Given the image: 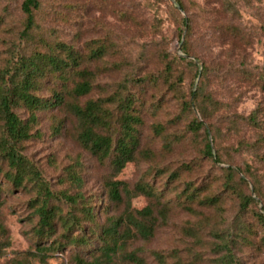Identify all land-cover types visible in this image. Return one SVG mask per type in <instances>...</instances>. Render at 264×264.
Instances as JSON below:
<instances>
[{
  "label": "rangeland",
  "instance_id": "obj_1",
  "mask_svg": "<svg viewBox=\"0 0 264 264\" xmlns=\"http://www.w3.org/2000/svg\"><path fill=\"white\" fill-rule=\"evenodd\" d=\"M40 1L41 9L36 15V33L40 36L72 45L82 54H87V44L93 41L106 39L113 46L102 60L86 63L96 79L93 92L82 102L105 98L125 79L136 80L130 90L139 99V151L147 155L129 161L117 179L131 188L139 182L150 184L162 193L160 201L167 205V211L154 238L148 243L137 241L133 248L143 249L147 264H157L152 252L163 255L166 264H264V229L251 216L256 208L251 207L241 222L238 201L223 186L226 176L221 169L228 165H215L201 157L203 135L188 130L192 115L182 112L180 106L181 96L187 97L191 88L196 89L205 68L203 94L214 102L207 112L217 149L232 167L250 168L263 200L257 206L261 209L264 0H179L184 12L170 0ZM21 3L22 0H0V66L11 53L26 46L19 39L23 25ZM182 19L189 21L187 41L190 59L197 60L198 76L194 77V68L173 62L170 80L178 84L173 88L158 75L163 60L183 56L179 41ZM42 96L49 99L48 91H43ZM253 113L254 124L249 120ZM37 116L33 129L36 135L25 143L24 155L56 192L68 189L73 193L69 172L80 175L82 193L100 212L98 220L103 223L118 212L104 193L103 180L108 170L78 146L72 136L73 121L63 112L54 109ZM59 124L62 129L57 133L54 128ZM155 126L163 128L161 135L155 133ZM169 143L172 148L167 150L165 144ZM183 165L189 169L181 172ZM175 170L181 172V177L173 184L168 183L166 175L159 174ZM186 183L200 186V196H217L220 209L184 203ZM248 183V187H242L245 194L252 190L251 181ZM2 199L0 264H70L50 252L39 255L36 250L38 237L29 221L28 193L7 191ZM146 204L145 198H138L133 207L141 209ZM187 206L191 211L186 210ZM226 240L232 243L230 263L223 252ZM48 245L45 243V247Z\"/></svg>",
  "mask_w": 264,
  "mask_h": 264
},
{
  "label": "trees",
  "instance_id": "obj_2",
  "mask_svg": "<svg viewBox=\"0 0 264 264\" xmlns=\"http://www.w3.org/2000/svg\"><path fill=\"white\" fill-rule=\"evenodd\" d=\"M170 1L175 2L179 11H185L179 0ZM41 5L40 0H22L23 25L19 39L26 46L11 53L0 66V211L2 196L7 191H22L30 195L27 203L31 210L29 221L33 223V233L38 237L36 250L39 255L50 252L70 264H147L142 256L143 249L133 248V244L137 241L148 243L154 238L160 221L165 219L167 205L160 201L162 193L150 184L139 182L131 188L117 179L129 161L135 162L138 156L147 155V152L139 151V127L142 125L137 109L139 99L130 90V85L136 80L125 79L116 84L114 91L105 98L82 102L93 92L96 79L86 63L102 60L113 46L106 39L93 41L87 44V54H82L72 45L40 36L36 33V15ZM177 8L174 9L177 11ZM190 31L189 21L182 19L179 41L183 56H175L169 62L163 60V69L158 75V79L173 88L178 85L176 80H170L173 62L194 68V77L198 76L197 60L190 59L187 41ZM204 77L206 69L202 68L196 89L191 88L187 97L182 95L180 98L181 111L192 115L188 130L194 134L202 133V158L215 165H228L221 169L226 176L223 186L238 201L241 222V218L250 213L251 207H255L251 216L264 229V204L257 209L263 200L250 168L232 167L217 149L207 112L214 102L203 94ZM45 90L49 99L42 96ZM54 109L73 121L72 136L78 146L108 170L103 180L104 193L106 201L118 212L106 217L103 223L98 220L100 212L82 193L80 175L69 172L68 182L73 193L68 189L56 192L35 163L23 153L25 143L36 135L33 129L38 120L37 114ZM249 117L254 124L255 114ZM61 129L59 124L54 131L58 133ZM154 131L161 135L163 128L155 126ZM165 146L167 150L172 148L171 143ZM181 169V172L188 170L189 166L183 165ZM181 172L160 171L159 174L166 175L168 183L173 184L180 179ZM249 181L252 190L245 194L242 187H248ZM199 187L185 184L184 203H199L220 209L218 197L200 196ZM138 198L147 200L141 209L133 207ZM186 210L191 211V208L187 206ZM236 237L244 239L242 234ZM45 243L49 245L45 247ZM230 245L232 243L228 240L223 243L224 256L229 263L233 261ZM151 254L157 264H166L163 255L157 252Z\"/></svg>",
  "mask_w": 264,
  "mask_h": 264
}]
</instances>
